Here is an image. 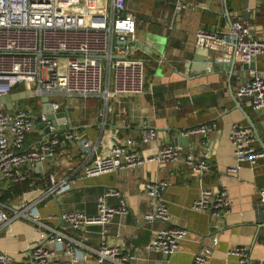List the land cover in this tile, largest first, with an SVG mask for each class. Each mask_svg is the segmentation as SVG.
I'll list each match as a JSON object with an SVG mask.
<instances>
[{
    "label": "crops",
    "instance_id": "obj_1",
    "mask_svg": "<svg viewBox=\"0 0 264 264\" xmlns=\"http://www.w3.org/2000/svg\"><path fill=\"white\" fill-rule=\"evenodd\" d=\"M177 2L185 5L178 12ZM125 6L134 18L136 38L147 50L146 55H132L144 59V92L113 98L57 97L64 120L58 124L62 128L56 127L49 136L58 139L54 154L39 164L20 168L36 188L0 201V209L9 217L0 224V251L13 262L24 263L39 232L56 231L62 236L61 242L45 244L51 263L94 264L95 251L102 242L121 248L130 258L126 264H192L194 255L206 246L211 249L206 255L210 264H239L230 255L238 246L264 258V210L256 206L258 192L264 189V159L253 166L237 164L228 138L233 125L244 126L255 134L256 148L264 152V118L247 99L236 96L240 82L251 73L264 77V55L252 61L254 70H244L235 61L231 72L232 60L227 53L198 49L194 37L198 29L225 34L231 22L247 28L254 39L264 36V0H125ZM103 8L109 9L108 0H104ZM23 91L25 88L17 86L11 94ZM41 98L26 91L24 99L12 104V112L24 110L35 117L23 149L36 148L47 138L41 127L48 123L41 120ZM54 99L50 97L49 101ZM0 107L6 110L4 105ZM205 124L214 125L207 137L189 135L185 146L174 144L175 139L184 138L183 133ZM148 128L156 129L162 145L181 146L184 152L203 155L208 168L199 174L182 162H152L137 169L83 175L86 166L127 139L135 141L134 147L142 154L154 153V145L139 143ZM66 134L74 137L65 138ZM234 165L236 170L232 172L229 169ZM23 181L0 177V197L10 183ZM158 181L168 185L162 195L168 223L144 219L154 205L146 194V185ZM202 187L227 191L231 207L226 219L192 209ZM109 192L120 196L107 195ZM102 196L113 208L124 199L126 214L115 215L105 227L89 225L84 230H74L57 220L56 216L64 212L95 215L96 201ZM170 226L186 232L177 251L170 255L146 251L156 231ZM68 239L76 243H71L66 253Z\"/></svg>",
    "mask_w": 264,
    "mask_h": 264
},
{
    "label": "built area",
    "instance_id": "obj_2",
    "mask_svg": "<svg viewBox=\"0 0 264 264\" xmlns=\"http://www.w3.org/2000/svg\"><path fill=\"white\" fill-rule=\"evenodd\" d=\"M102 1L0 0V97L10 95L17 86H22L25 92L34 97L113 98L141 95L145 88L144 59L132 55L136 52L146 55L147 50L141 47L136 38L134 18L126 12L125 0H108V10L103 8ZM182 8L185 5L179 2L175 4L176 12ZM194 37L196 48L227 53L240 64H249L255 57L264 55V36L252 38L249 30L238 22H231L225 34L198 29ZM110 84L111 89H108ZM236 96L247 99L254 110H264V77L251 73L240 82ZM49 103L53 112L59 111L60 104L57 101ZM46 119L44 115L41 118L43 122ZM34 121L35 117L30 112H9L0 107L1 178L21 182L26 177L20 171L22 166H34L54 154L58 139L49 137L56 129L49 122L46 123L47 138L36 148L23 149L27 135L34 128ZM213 128L214 125H200L182 136L200 134L207 137ZM72 137L74 134L65 135V138ZM228 138L237 164L245 162L253 166L258 159H264V152L256 148V138L248 128L233 125ZM139 143L141 146L154 145L156 151L144 155L134 147L135 141L127 139L114 144L107 156H99L86 166L83 175L94 177L137 169L152 162H182L192 172L199 174L208 168L203 155L194 156L191 152H184L181 146L160 144L154 128L145 129ZM82 146L87 147V143L82 142ZM229 170L234 172L236 165ZM167 187L163 181L146 185V194L154 203L152 211L144 215L146 221H170L162 197ZM107 195L120 196L116 192ZM258 196L256 206L264 210V189L259 190ZM230 207V199L223 188L213 191L202 187L198 199L192 204V209L208 212L216 219H226ZM96 208L97 213L93 216L81 212H64L56 218L74 230H84L89 225L105 227L115 215L127 212L124 199H120L119 206L113 208L106 204L105 196L97 199ZM13 216H17V213L14 212ZM8 219L7 213L1 208L0 224L6 223ZM36 223L42 226L39 221ZM185 234V229L181 227H166L156 231L145 250L173 254ZM61 237L56 231L39 232L26 262L15 263L0 251V264H66L63 261L51 263L45 245L46 242L59 243ZM71 243L76 241L68 239L66 253ZM210 254L209 247L201 248L194 255L192 264H210L206 259V255ZM230 255L235 256L239 264L264 262L262 256H257L256 251L245 246L234 248ZM129 259L121 248L102 242L95 251L94 264H126Z\"/></svg>",
    "mask_w": 264,
    "mask_h": 264
},
{
    "label": "water",
    "instance_id": "obj_3",
    "mask_svg": "<svg viewBox=\"0 0 264 264\" xmlns=\"http://www.w3.org/2000/svg\"><path fill=\"white\" fill-rule=\"evenodd\" d=\"M231 61V72H232V68L233 65L235 63L234 59L232 58V56H229ZM242 68L244 70H254L255 66L253 62H250L249 64H242ZM21 98H25V92H19V93H14V94H10L7 96H3L0 97V105H4L6 110L11 111L12 110V104L18 100H20ZM41 102H42V114L46 116L48 122L53 126V127H58L60 123H62V121L64 120V114L62 112L57 111V112H53L51 107H50V103H49V98L47 96H43L41 98ZM260 113V115H262V118H264V110H259L258 111ZM41 127L44 130V134H48V126L47 124H42ZM59 128H62L61 126H59ZM255 136V134H254ZM187 138H178L174 140V144H178V145H186L187 144ZM264 150V148H263Z\"/></svg>",
    "mask_w": 264,
    "mask_h": 264
},
{
    "label": "trees",
    "instance_id": "obj_4",
    "mask_svg": "<svg viewBox=\"0 0 264 264\" xmlns=\"http://www.w3.org/2000/svg\"><path fill=\"white\" fill-rule=\"evenodd\" d=\"M28 135H27V137H28ZM57 135L58 134H56L54 136L57 137ZM34 188H36V184H34V182L32 180H30L29 178H26L22 183H10L8 185V187L6 188L5 193H3V195L0 197V201L5 200L6 198H8V196L12 197V195L21 194L27 190L29 191V190L34 189Z\"/></svg>",
    "mask_w": 264,
    "mask_h": 264
},
{
    "label": "rangeland",
    "instance_id": "obj_5",
    "mask_svg": "<svg viewBox=\"0 0 264 264\" xmlns=\"http://www.w3.org/2000/svg\"><path fill=\"white\" fill-rule=\"evenodd\" d=\"M55 101H57L59 104L61 103V99H59V98H56V99H54Z\"/></svg>",
    "mask_w": 264,
    "mask_h": 264
}]
</instances>
